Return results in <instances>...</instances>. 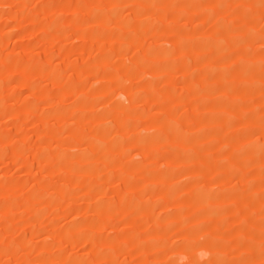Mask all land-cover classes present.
<instances>
[{"label": "rangeland", "instance_id": "374dc122", "mask_svg": "<svg viewBox=\"0 0 264 264\" xmlns=\"http://www.w3.org/2000/svg\"><path fill=\"white\" fill-rule=\"evenodd\" d=\"M196 1L0 0V264H264V0Z\"/></svg>", "mask_w": 264, "mask_h": 264}, {"label": "bare ground", "instance_id": "6f19581e", "mask_svg": "<svg viewBox=\"0 0 264 264\" xmlns=\"http://www.w3.org/2000/svg\"><path fill=\"white\" fill-rule=\"evenodd\" d=\"M195 1H196V0H195ZM262 1H263V0H255L254 2H255V5H257L256 2H257V3H259V2L261 3ZM196 2H197V1H196ZM260 3H259V5H260ZM193 4L197 6V4H195V2H194ZM262 5H263V4H262ZM252 6H253V5H252ZM186 7H187V6H186ZM262 8H263V7H262ZM260 9H261V8H260ZM247 12H248V11H247ZM250 14H251V13H250ZM252 14H253V13H252ZM248 15H249V14H248ZM244 16H245V14H244ZM252 16H253V15H252ZM165 24H167V23H165ZM167 27H168V26H167ZM229 30H230V29H229ZM229 33H230V32H229ZM234 35H235V34H234ZM234 35H233V36H234ZM176 36H177V35H176ZM179 36H181V35H179ZM231 37H232V36H231ZM236 37H237V36H236ZM244 39H245V37H244ZM179 40H181V39L179 38ZM229 40H232L231 43H232V44H235V43H240L243 39H241V38H240V39H238V38H237V39H236V38H232V39H231V38H230ZM179 42H180V41H179ZM167 52H168V51H167ZM241 67H242V66H241ZM241 69H242V68H240V70H241ZM245 69H246V68H245ZM240 70H239V71H240ZM242 70H243V69H242ZM240 72H243V71H240ZM244 72H245V71H244ZM152 83H153V82H151L150 84H152ZM195 86H197V85H195ZM150 87H152V86H150ZM167 87H169V86H167ZM246 87H247V86H246ZM193 88H194V87H193ZM169 89H170V88H169ZM245 90H246V89H245ZM208 91H209V90H208ZM240 91H241V89H240ZM166 92H167V91H166ZM169 92H170V91H169ZM238 92H239V91H238ZM245 92H246V91H245ZM200 95H201V94H200ZM193 101H194V100H193ZM218 102H219V101H218ZM223 102H224V100H223ZM226 102H227V101H226ZM216 103H217V102H216ZM230 103H231V102H230ZM125 104H126V103H125ZM220 104H221V102H220ZM220 104H219V105H220ZM223 104H224V103H223ZM225 104H226V103H225ZM225 104H224V105H225ZM123 105H124V104H123ZM128 105H129V104H128ZM126 106H127V105H126ZM126 106H125V107H126ZM173 106H174V105H173ZM227 106H228V105H227ZM127 107H129V106H127ZM167 107H168V106H167ZM235 107H236V106H235ZM239 107H241V106L239 105ZM174 108H176V107H174ZM214 108H215V107H214ZM237 108H238V107H237ZM122 109H123V108H122ZM169 109H170V108H169ZM172 109H173V108H172ZM240 109H241V108H240ZM132 111H133V110H132ZM175 112H176V111H175ZM171 113H172V112H171ZM170 115H172V114H170ZM220 115H221V114H220ZM223 116L225 117L226 115L223 114ZM115 117H116V116H115ZM120 117H121V116H120ZM117 118H118V117H117ZM169 118H170V117H169ZM210 119H211V118H210ZM217 119H218V118H217ZM223 119H224V118H223ZM211 120H212V119H211ZM126 121H127V120H126ZM169 121H170V120H169ZM178 128H179V127H178ZM173 129H176V127H174ZM173 131H174V130H173ZM174 132L176 133V135L178 134L177 130H175ZM174 132H173V133H174ZM174 135H175V134H174ZM151 137H154V136H151ZM177 137H179V136H177ZM182 137H183V135H182ZM112 138H114V137H112ZM189 138H190V136H189ZM145 139H146V138H145ZM195 139H196V138H195ZM195 139H194V140H195ZM192 142H193V141H192ZM207 154H208V153H207ZM209 154H210V153H209ZM199 155H200V154H199ZM198 157H199V156H198ZM208 158H209V159H208ZM205 159L207 160V162H209V160L211 161L210 157H205ZM179 160H180V159H179ZM213 160H214V157H213ZM243 161L246 162L245 159H244ZM206 164H208V163H206ZM203 165H204V164H203ZM228 165H229V164H228ZM149 167H150V166H149ZM199 167H200V166H199ZM207 167H208V166H207ZM209 167H210V166H209ZM150 168H151V167H150ZM196 168H197V167H195V169H196ZM200 168H201V167H200ZM204 168H205V166H204ZM205 170H206V169H205ZM196 171H197V170H196ZM197 172H198V171H197ZM153 176H154V175H153ZM156 179H157V178H156ZM156 179H155V180H156ZM199 179H200V178H199ZM201 180H202V179H201ZM203 180H204V179H203ZM192 183H193V182H192ZM194 186H195V185H194ZM198 195H199V193H198ZM199 198H200V197H199ZM204 198H205V196H204ZM43 260H44V259H43ZM45 260H46V259H45ZM48 261H49V260H48ZM37 262H38V261H37ZM44 262H46V261H44ZM39 263H40V262H39ZM47 263H48V262H47Z\"/></svg>", "mask_w": 264, "mask_h": 264}]
</instances>
